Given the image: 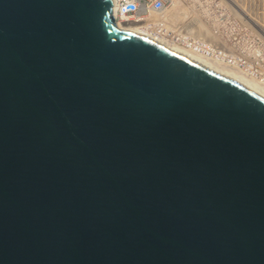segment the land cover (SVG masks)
<instances>
[{
    "label": "water",
    "instance_id": "95a60500",
    "mask_svg": "<svg viewBox=\"0 0 264 264\" xmlns=\"http://www.w3.org/2000/svg\"><path fill=\"white\" fill-rule=\"evenodd\" d=\"M113 0H0V264H264V94Z\"/></svg>",
    "mask_w": 264,
    "mask_h": 264
},
{
    "label": "built area",
    "instance_id": "2783aa9c",
    "mask_svg": "<svg viewBox=\"0 0 264 264\" xmlns=\"http://www.w3.org/2000/svg\"><path fill=\"white\" fill-rule=\"evenodd\" d=\"M170 3L172 5V0H114L120 19L139 23L142 28L155 32L157 36H165L168 42L179 48L187 45H182L181 41L198 43L199 47L193 45L195 49L210 54V56L216 57L226 64L233 65L239 72L262 78L264 82V53H261L264 50L262 36H258L257 43L254 44V34L250 32L248 36L251 40L246 49L240 46L237 29L230 32L228 39H222L219 31L215 37L206 36L205 28L207 26L211 27L212 22L221 25L224 21L203 20L199 22L197 20L168 19L169 13L167 12ZM231 21L234 22V27L236 20ZM202 24H205L204 28L200 27ZM233 27L232 29H234ZM229 43H231L230 47H228Z\"/></svg>",
    "mask_w": 264,
    "mask_h": 264
},
{
    "label": "rangeland",
    "instance_id": "374dc122",
    "mask_svg": "<svg viewBox=\"0 0 264 264\" xmlns=\"http://www.w3.org/2000/svg\"><path fill=\"white\" fill-rule=\"evenodd\" d=\"M179 2H180L179 5H182V8H179L178 5L176 4ZM173 3H175L174 8L176 9V7H178L180 9V12L175 17L168 15L167 16L168 19L238 20V22L236 23H238L237 26H238V34H239V43L243 49L247 48V45L251 40L250 36H248V34H250V30L248 29L250 25H248L247 28L246 24L250 22L252 26L253 24L251 23V20H255L257 22H261L264 24V0H195V2H193L192 0H175V1L173 0L172 4ZM221 25L223 26H220V30H219V33L221 34L220 37L222 39H228L230 37L231 31L227 33L223 31V29L225 30L226 28L229 27V25L225 24V22L222 23ZM255 26L256 25L252 26L253 34H254L253 43L255 42L254 44L257 43V37L261 36L258 27L257 30ZM261 40L263 41V46H264V39L261 38ZM261 53H264V50H262Z\"/></svg>",
    "mask_w": 264,
    "mask_h": 264
},
{
    "label": "bare ground",
    "instance_id": "6f19581e",
    "mask_svg": "<svg viewBox=\"0 0 264 264\" xmlns=\"http://www.w3.org/2000/svg\"><path fill=\"white\" fill-rule=\"evenodd\" d=\"M192 1L195 2V0H192ZM176 4L178 5L179 8H182V5H179L180 2L176 3ZM174 5H175V3H173L168 10L169 15H171L173 17L178 15V13L180 12V9L178 7H176V9L174 8ZM197 21L202 22L203 20H197ZM220 21H224L225 24L229 25V27L226 28L225 30L223 29V31L228 33L230 31H235L236 29L238 30V27H237L238 23H235V25L233 27L234 22L231 20H220ZM240 21H242V20H240ZM236 22H238V20H236ZM116 23L122 29L134 31V32H137L141 35H146L149 38H152L156 41H159V42L165 44L168 48H171L175 51H178V52L182 53L183 55H187L190 58H192L193 60L205 65L206 67L213 69V70L217 71L218 73L227 75V76L231 77L232 79H235V80L241 82L242 84L264 94V82H263L262 78L254 77L249 73L246 74L244 72H239L233 65L226 64L223 61L217 59L216 57L210 56V54H207V53L201 52L200 50L195 49V47H199L198 43H189L188 41H181L180 43L182 45H185V44H187V45L185 47L179 48L176 45H174L173 43L168 42V39L165 36L159 37V36L155 35V32L142 28V25H139V23L127 24V23L122 22V21H116ZM251 23L253 25H256L255 26L256 29L258 27L260 34H261L262 38L264 39V24L261 22H257L255 20H251ZM246 25H247V28H248V25H250L249 30H250V32H253V28H252L253 25L251 26L250 22L247 23ZM220 26H221L220 24L212 22L211 27L207 26L205 28V35L206 36L208 35L210 37H215V35L217 34V31L220 30ZM200 27L204 28L205 24H202ZM232 27L234 29H232ZM240 31H241V29H240ZM226 35H228V34H226ZM230 46H231V43L228 44V47H230ZM242 70L244 71L243 68H242Z\"/></svg>",
    "mask_w": 264,
    "mask_h": 264
},
{
    "label": "clouds",
    "instance_id": "9594fccd",
    "mask_svg": "<svg viewBox=\"0 0 264 264\" xmlns=\"http://www.w3.org/2000/svg\"><path fill=\"white\" fill-rule=\"evenodd\" d=\"M112 13H113V16H114L115 21H122V22H125L127 24L135 23V22H127V21H124L123 19H120L119 18L118 14H117V11H116V8H115V5H114V0H113V11H112Z\"/></svg>",
    "mask_w": 264,
    "mask_h": 264
}]
</instances>
